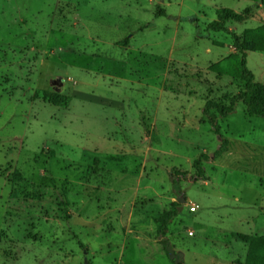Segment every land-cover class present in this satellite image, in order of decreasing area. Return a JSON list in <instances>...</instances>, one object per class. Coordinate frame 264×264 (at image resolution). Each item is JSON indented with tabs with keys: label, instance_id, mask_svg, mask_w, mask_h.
<instances>
[{
	"label": "rangeland",
	"instance_id": "obj_1",
	"mask_svg": "<svg viewBox=\"0 0 264 264\" xmlns=\"http://www.w3.org/2000/svg\"><path fill=\"white\" fill-rule=\"evenodd\" d=\"M218 8H248L237 35L264 22L251 0H0V264H245L238 234L264 236V118L237 101L217 119L227 152L193 168L221 138L205 103L243 87L209 69L234 52L207 29ZM246 65L264 84V52Z\"/></svg>",
	"mask_w": 264,
	"mask_h": 264
},
{
	"label": "trees",
	"instance_id": "obj_2",
	"mask_svg": "<svg viewBox=\"0 0 264 264\" xmlns=\"http://www.w3.org/2000/svg\"><path fill=\"white\" fill-rule=\"evenodd\" d=\"M260 1L264 0H251ZM248 8L242 13H237L230 8H218L215 13V19L207 24V29L215 32H224L231 35L232 46L234 52L228 56L213 62L209 65V69L217 75H227L235 77L243 82V87L232 96L224 95L223 101H208L203 107V115L206 117V123L211 127L212 131L221 136L218 117H226L234 111V105L240 101L249 116H259L264 118V84L257 82L254 75L246 65V52H264V22L256 27L244 28L240 35H237L226 26L230 21L242 22L247 19ZM157 14V13H156ZM216 45L221 46L220 43ZM35 97L41 98L55 106L66 107L69 104V97L64 95L52 94L46 91H37ZM229 147V140L221 136L219 145L211 155L201 153L194 161L193 168L198 177H203L204 169L201 161L217 160ZM177 214L176 204L171 209L161 213L155 218L157 223V234L163 236L168 221ZM238 236L248 243V253L245 264H264V236H250L246 234H238ZM161 245L166 250L165 240Z\"/></svg>",
	"mask_w": 264,
	"mask_h": 264
},
{
	"label": "water",
	"instance_id": "obj_3",
	"mask_svg": "<svg viewBox=\"0 0 264 264\" xmlns=\"http://www.w3.org/2000/svg\"><path fill=\"white\" fill-rule=\"evenodd\" d=\"M182 258V254L178 255L177 261L175 262V264H178L177 262Z\"/></svg>",
	"mask_w": 264,
	"mask_h": 264
},
{
	"label": "built area",
	"instance_id": "obj_4",
	"mask_svg": "<svg viewBox=\"0 0 264 264\" xmlns=\"http://www.w3.org/2000/svg\"><path fill=\"white\" fill-rule=\"evenodd\" d=\"M190 211H195V207L194 206H191L190 207ZM189 233H191V232H189Z\"/></svg>",
	"mask_w": 264,
	"mask_h": 264
}]
</instances>
